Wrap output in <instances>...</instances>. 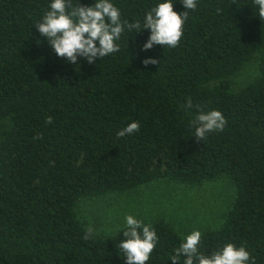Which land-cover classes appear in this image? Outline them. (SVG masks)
Segmentation results:
<instances>
[{
    "label": "trees",
    "instance_id": "1",
    "mask_svg": "<svg viewBox=\"0 0 264 264\" xmlns=\"http://www.w3.org/2000/svg\"><path fill=\"white\" fill-rule=\"evenodd\" d=\"M155 2L115 0L122 19L141 24ZM48 5L0 0V264H124L122 230L89 232L81 200L221 178L233 202L219 228L202 232L199 251L232 243L264 264V20L252 0H198L175 48L143 51L150 30L141 29L122 36L119 52L78 65L35 27ZM174 11H185L180 0ZM147 57L157 64L145 66ZM252 63L256 76L236 88ZM213 109L223 131L195 138L190 121ZM132 121L139 131L118 137ZM145 224L158 236L147 264H171L182 237L162 219Z\"/></svg>",
    "mask_w": 264,
    "mask_h": 264
},
{
    "label": "clouds",
    "instance_id": "2",
    "mask_svg": "<svg viewBox=\"0 0 264 264\" xmlns=\"http://www.w3.org/2000/svg\"><path fill=\"white\" fill-rule=\"evenodd\" d=\"M180 3L185 11L178 13L174 11L176 0H156L154 6L145 12L141 24L122 19L115 0H93L91 5H84L81 0H49L48 10L35 27L65 63L78 65L83 59L88 64H95L97 60L120 51L118 41L126 32L150 30L142 45L143 51L151 50L154 45L175 48L183 36L188 13L197 8L198 0H180ZM252 5L256 10L253 15L264 20V0H252ZM142 63L155 65L157 60L147 57ZM191 107L189 100L185 110ZM190 124L194 127V137L202 140L209 133L223 131L227 120L221 111L213 109L199 111ZM139 128L140 123L132 121L121 128L117 136L131 135ZM121 230L124 238L119 241L118 248L124 254V264H147L158 241L155 228L133 215H126ZM201 238L199 230L183 236L179 247L168 258L171 264H181V258L182 264H249L253 259L244 246L237 247L232 243L204 255L199 251Z\"/></svg>",
    "mask_w": 264,
    "mask_h": 264
},
{
    "label": "rangeland",
    "instance_id": "3",
    "mask_svg": "<svg viewBox=\"0 0 264 264\" xmlns=\"http://www.w3.org/2000/svg\"><path fill=\"white\" fill-rule=\"evenodd\" d=\"M254 63L235 78V87L256 76ZM131 193V192H130ZM234 198V187L228 178L187 187L162 180L140 188L133 194H110L102 199H83L78 214L99 236H113L124 224L126 215L144 223L162 219L183 237L194 230L201 233L221 226Z\"/></svg>",
    "mask_w": 264,
    "mask_h": 264
}]
</instances>
